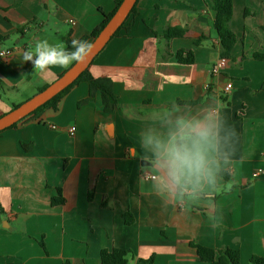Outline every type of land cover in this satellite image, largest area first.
Listing matches in <instances>:
<instances>
[{
    "label": "crops",
    "instance_id": "crops-1",
    "mask_svg": "<svg viewBox=\"0 0 264 264\" xmlns=\"http://www.w3.org/2000/svg\"><path fill=\"white\" fill-rule=\"evenodd\" d=\"M232 2L237 43L220 74H210L220 50L209 0H137L88 68L111 83L108 112L101 92L89 96L81 82L55 108L0 132V264H101L100 252L115 249L131 253L128 264H206L190 243L236 250L240 264L264 258V173L252 178L264 171V62L251 59L264 47V0ZM115 3L0 0V117L74 64L36 73L25 50L44 39L92 42ZM173 27L185 35L167 41L162 33ZM179 51L191 52L193 64H179ZM218 106L224 129L236 132L232 163L216 157L218 185L230 190L210 198L205 186L183 203L178 190L158 194L168 169L155 142L167 145L178 120L201 121ZM57 190L63 203L54 206Z\"/></svg>",
    "mask_w": 264,
    "mask_h": 264
},
{
    "label": "clouds",
    "instance_id": "clouds-1",
    "mask_svg": "<svg viewBox=\"0 0 264 264\" xmlns=\"http://www.w3.org/2000/svg\"><path fill=\"white\" fill-rule=\"evenodd\" d=\"M94 48L95 45L87 40L73 39L71 51L63 42L51 44L47 39L36 40L33 47L25 50L23 58L33 64L34 72L45 73L53 67L68 68L73 62L86 61ZM235 137L234 129H224L219 106L201 121L178 120L177 130L170 136L167 145L155 142L156 149H164L168 169L167 178L158 181L155 191L158 194L167 191L175 196L178 190L179 200L183 203L185 194L195 200L198 192L205 191V186L211 189L208 192L210 198L222 187L223 190H230L231 183L218 185L221 168L216 157L222 155L225 164L232 163ZM145 144H153V140L148 138ZM189 210L184 208L182 212Z\"/></svg>",
    "mask_w": 264,
    "mask_h": 264
},
{
    "label": "trees",
    "instance_id": "trees-1",
    "mask_svg": "<svg viewBox=\"0 0 264 264\" xmlns=\"http://www.w3.org/2000/svg\"><path fill=\"white\" fill-rule=\"evenodd\" d=\"M209 1L211 3V8L214 13V20H213L212 26L216 33L218 42H219L220 58L231 60L232 52L237 43V37L231 30V26H230L232 16H233V2L232 0H209ZM121 2L122 0H116L114 10L108 15H103V21L91 33L92 39H94L100 33V31L105 27V25L108 23V21L111 19V17L114 15L116 10L120 6ZM136 5H137V2L134 5L133 9L131 10L126 21L121 25V27L117 30V32L114 34L113 37L119 36L121 30L124 28L130 16L136 13ZM184 35H185V30L180 27L168 28L162 33L163 38L166 39L167 41L172 40V39L183 38ZM6 40H7V37L0 36V45ZM66 47L70 51L73 50L71 49V43L69 42L67 43ZM244 58L245 57L243 56V59ZM176 59L179 64H183V65H191L194 62V57L191 52L179 51L176 54ZM251 59L254 61H258V62H264V47L261 50L253 52L251 54ZM81 82H86L88 84L89 96H92L96 91L101 92L104 109L106 112H108L110 110L109 100L114 99L112 91H111V83L108 80L93 78L89 74V71L87 69L64 91L56 95L54 98H52L50 101H48L43 106L36 109L33 113H31L27 117L31 115H35L38 112L48 107L55 108L57 103L61 99V97L65 93H67L71 88H73L74 86H76L77 84ZM196 104L197 103H191V105H196ZM18 106L19 105L13 106V108H16ZM27 117H25L24 119H26ZM24 119H22L21 121H23ZM21 121H19L18 123H20ZM18 123L14 124L10 128L15 127ZM62 203H63V198L61 196V192L60 190H57V196L52 199V204L56 206ZM124 222H125V225L132 224L133 219L129 213L124 214ZM40 245L44 247L42 243ZM189 246L195 249L197 258L202 263L240 264L239 252L236 250L219 251V250L206 248L201 245L194 244V243H190ZM130 254L131 253L129 251L118 250V249H115L112 251L102 250L100 252V263L101 264H128L127 258ZM150 262L151 260L149 261V263ZM250 263L251 264H264V258L252 257L250 260ZM65 264H68V263H65Z\"/></svg>",
    "mask_w": 264,
    "mask_h": 264
},
{
    "label": "water",
    "instance_id": "water-1",
    "mask_svg": "<svg viewBox=\"0 0 264 264\" xmlns=\"http://www.w3.org/2000/svg\"><path fill=\"white\" fill-rule=\"evenodd\" d=\"M137 0H122L120 6L100 31V33L92 40L95 45L93 54L84 62L76 63L67 69L61 76H59L53 83L39 91L29 100L25 101L16 108H13L8 113L0 117V132L10 128L18 123L36 109L46 104L56 95L64 91L70 86L84 71H86L92 64L94 59L101 53L108 42L112 39L117 30L126 21L131 10L136 4ZM142 166H150L149 162L142 161Z\"/></svg>",
    "mask_w": 264,
    "mask_h": 264
},
{
    "label": "built area",
    "instance_id": "built-area-1",
    "mask_svg": "<svg viewBox=\"0 0 264 264\" xmlns=\"http://www.w3.org/2000/svg\"><path fill=\"white\" fill-rule=\"evenodd\" d=\"M7 54H9V52H2L1 56H5ZM227 64H228V61L226 59L219 58L217 63H215V65L210 69V74L211 75L220 74V72L223 71L227 67ZM230 89H231V84H227L225 90L228 91ZM51 128L54 129V127H51ZM71 131H74V128H72ZM263 173H264L263 170H256L253 172L252 178L257 179ZM151 178L154 179L155 177L152 176Z\"/></svg>",
    "mask_w": 264,
    "mask_h": 264
}]
</instances>
